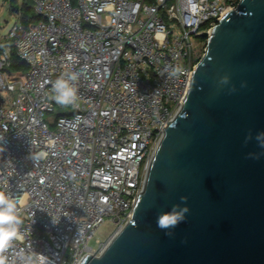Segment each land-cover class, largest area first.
Returning a JSON list of instances; mask_svg holds the SVG:
<instances>
[{"label":"built area","instance_id":"obj_1","mask_svg":"<svg viewBox=\"0 0 264 264\" xmlns=\"http://www.w3.org/2000/svg\"><path fill=\"white\" fill-rule=\"evenodd\" d=\"M239 1L32 0L40 19L18 15L0 47V189L19 198L24 233L10 258L32 248L81 264L105 250L183 108L203 36ZM13 48L24 73L9 71ZM73 72L76 106L57 105L52 83ZM107 218L113 232L91 247Z\"/></svg>","mask_w":264,"mask_h":264},{"label":"water","instance_id":"obj_2","mask_svg":"<svg viewBox=\"0 0 264 264\" xmlns=\"http://www.w3.org/2000/svg\"><path fill=\"white\" fill-rule=\"evenodd\" d=\"M260 132L264 0H240L208 35L183 108L165 129L130 221L100 255L87 254L81 264H264V148L255 139ZM184 196L185 220L174 229L158 228V215L175 204L183 207Z\"/></svg>","mask_w":264,"mask_h":264},{"label":"clouds","instance_id":"obj_3","mask_svg":"<svg viewBox=\"0 0 264 264\" xmlns=\"http://www.w3.org/2000/svg\"><path fill=\"white\" fill-rule=\"evenodd\" d=\"M78 73H71L66 76L57 78L52 83L53 99L60 106H76L78 100V89L76 82L78 81ZM227 82V77L222 80V83ZM252 139L251 133L245 139V143ZM259 146L264 148V132L256 135ZM46 153H39L38 157L45 156ZM250 156L255 154L250 153ZM258 158V157H257ZM180 204L172 206L171 210L165 211L158 215L157 226L161 230H169L176 228L186 218V213L189 208L186 206L187 197H181ZM18 197L12 195L9 191L0 189V264H49L48 258L40 253L32 250H27L19 254L15 258H10L9 252L13 248L14 242L21 240L24 233L21 230L23 220L18 211ZM166 234H171L166 232Z\"/></svg>","mask_w":264,"mask_h":264},{"label":"rangeland","instance_id":"obj_4","mask_svg":"<svg viewBox=\"0 0 264 264\" xmlns=\"http://www.w3.org/2000/svg\"><path fill=\"white\" fill-rule=\"evenodd\" d=\"M21 4L22 0H18ZM11 0H0V39L6 37L11 27L17 22L18 14L13 13L11 9ZM59 116L58 112L51 115H46V120L55 119ZM114 225L113 222L107 218L105 223L98 229L95 237L90 242V246L97 248L99 246L98 240L105 241L113 232Z\"/></svg>","mask_w":264,"mask_h":264},{"label":"trees","instance_id":"obj_5","mask_svg":"<svg viewBox=\"0 0 264 264\" xmlns=\"http://www.w3.org/2000/svg\"><path fill=\"white\" fill-rule=\"evenodd\" d=\"M11 7L12 12L19 15L20 20L25 26H28L30 23H35L40 19V17L34 12L32 0H22L21 4L18 0H11ZM203 38L207 39L208 35L205 34ZM7 46H12V44L5 37L0 41V47L3 48ZM27 68V64L17 56L16 51L13 48L12 61L9 71H19L20 73H24Z\"/></svg>","mask_w":264,"mask_h":264}]
</instances>
